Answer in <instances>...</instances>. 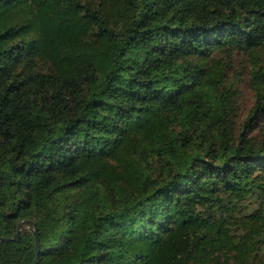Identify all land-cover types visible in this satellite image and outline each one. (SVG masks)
<instances>
[{"label":"trees","instance_id":"16d2710c","mask_svg":"<svg viewBox=\"0 0 264 264\" xmlns=\"http://www.w3.org/2000/svg\"><path fill=\"white\" fill-rule=\"evenodd\" d=\"M35 260L264 264V0H0V264Z\"/></svg>","mask_w":264,"mask_h":264},{"label":"rangeland","instance_id":"374dc122","mask_svg":"<svg viewBox=\"0 0 264 264\" xmlns=\"http://www.w3.org/2000/svg\"><path fill=\"white\" fill-rule=\"evenodd\" d=\"M240 87H241V94L239 97V107L241 108V111L243 112L250 106L251 93L245 82H242V84H240Z\"/></svg>","mask_w":264,"mask_h":264},{"label":"water","instance_id":"95a60500","mask_svg":"<svg viewBox=\"0 0 264 264\" xmlns=\"http://www.w3.org/2000/svg\"><path fill=\"white\" fill-rule=\"evenodd\" d=\"M19 227H20V224L18 225V230H17V232L15 233V238H14V240H17V239H18V235H19ZM1 239L3 240L4 238H1ZM5 240H6V239H5ZM7 240H8V239H7ZM10 240H12V239H10ZM38 250H39V241H38L37 234H36V232H35V257L38 256ZM33 264H36V260L34 261Z\"/></svg>","mask_w":264,"mask_h":264}]
</instances>
